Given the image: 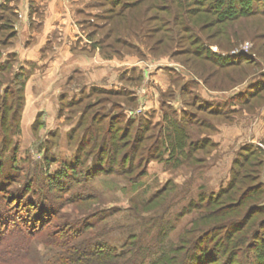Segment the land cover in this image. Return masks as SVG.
Wrapping results in <instances>:
<instances>
[{"label":"rangeland","instance_id":"obj_1","mask_svg":"<svg viewBox=\"0 0 264 264\" xmlns=\"http://www.w3.org/2000/svg\"><path fill=\"white\" fill-rule=\"evenodd\" d=\"M91 1L95 4L97 16L88 20L83 33L86 35L89 33L95 45L97 41L93 38L94 34L96 33L101 39L112 25V22H107L104 17L113 6L107 4L106 0ZM258 1L261 2L258 3ZM258 1H253L252 4L256 12L228 23L221 35L215 36L216 28L202 33L204 39L215 36L211 40L208 39L209 41L206 40L210 51L234 58H246L248 62H239L237 65L221 69L214 64L194 60L193 56L183 54L185 48L189 47L186 45L179 46L182 47V51L178 57L162 56L161 60H156L169 63L163 68L170 71L171 85L163 92L167 93V103L176 111V116L180 117L182 111L189 108L184 104L183 98L191 100L192 96L180 95V88L193 77L196 79L194 86L196 92L202 95V91L204 94L202 96L209 101L212 100V103L215 99L225 100L228 104L227 109L232 110H226L224 113L227 121L223 117L200 113L199 119L208 123V126L214 125L215 131L209 130L208 126L200 128L196 125H189L186 131L190 133L191 140L203 136L208 137L212 144L201 150L196 148L192 152L191 160L185 155L180 156L181 160L178 162L170 158V149L165 151L162 149L163 160L150 161L143 176H139L143 170V161L140 164L138 162L144 157L145 146H140L137 153L132 156V170L128 168L130 158H126L129 147H124L119 149L115 163H108L109 167L104 169V173L95 176L86 174V167L90 166L92 155H94H90L91 144L85 147L89 151H83L85 154L81 155L86 158L81 160L79 157L81 165L77 168L76 175H72L70 166L74 165L73 157H75L79 141L80 143L88 141L84 131L91 123V116L100 114L101 117H107V113L116 112L112 109L120 105L125 107L127 118L143 116L150 119V116L154 115L153 121L162 122L164 141H169L168 134L172 129L169 122L174 116L171 117L173 112L169 111L170 116L166 118L168 121L166 122L163 120L164 108L160 103L159 112L151 111L150 113L144 111V106L138 105L139 95L143 97V100H154V90L152 91L151 87L153 89L155 87L158 91L159 102L162 99V92L150 78L149 71L151 72L152 68L150 61H154L151 55L147 58L149 62H146L144 71L136 77L139 81L127 83L130 88L117 86L105 89L115 91L131 89L136 96L137 104L134 107L126 106L127 98L123 96L110 95L102 90L95 92L90 89L89 93L85 92L86 96L85 93L84 96H80L79 100L82 99V103L78 106H71L72 102L67 100L64 104L60 103L61 107H59L56 99L49 103L38 101L35 105H28L29 107L23 104V108L26 107L27 111L23 116L21 114L18 124H15L14 115L21 95L19 85L27 74L17 66L15 60L0 57V64L10 61L9 70L0 73V106L4 97V87H9L8 85L12 83L4 97L7 106L0 107V167L3 166L0 168V180L4 178L0 188V201L4 195H7L4 191L5 186L13 183L10 189L17 191L19 200L26 190L25 186L28 185L32 190L25 192L27 196L31 195L32 200L38 198V192H42V197L47 194L49 201L53 204L50 211L64 215L63 218H67L69 222L89 223L83 238V243L86 244H82L83 246L101 245L102 249L114 248L117 252L123 253H125L124 249L131 251L132 248L141 246L142 264L157 261L163 252H167L168 256H177L181 262L184 261L183 257L189 252L188 250L190 252L188 257H185L187 258L185 264H256L258 259L254 256L257 254L252 250L253 244L250 241L255 234V236L258 235V241L264 242V214H254L249 219L250 223L245 222L248 224L244 228L242 226L245 223L241 226L239 221L253 211L251 208L253 204H264V193L255 198L245 197L234 213H229L230 209L224 208L213 218L204 219V216L207 213L214 215L220 206L236 202L244 187L254 184L258 178L264 183V0ZM2 18L4 31L0 33V41L4 38L5 42L9 43L7 37L9 27L6 24L9 17L2 14ZM98 28L101 29L98 30ZM112 35L108 41L113 43L114 34ZM130 54L135 55L134 52ZM191 62L194 67L190 70ZM20 71H23L21 75ZM201 73L204 74L203 79L207 86L202 79L196 77ZM133 75L132 73L131 76L134 77ZM176 75H179L181 81L173 80ZM226 76L229 80L225 79ZM15 77L18 80L14 81ZM250 85L253 89L263 86L258 98L251 100L244 108L237 101L231 102L230 95ZM209 87L215 90H210ZM74 96L77 98L79 95ZM74 100L76 99L73 98L70 101ZM88 104H93L88 107H93L92 111L90 110L89 117L80 127L79 111L83 107L86 108ZM59 108H61L60 111ZM138 109H140L139 114H132ZM189 111L192 113L194 108H189ZM1 114L5 115L3 122ZM120 120L118 124L116 123L117 127L125 123V118ZM153 121H151L152 124ZM222 126L226 129L221 130ZM118 129H115L114 133L118 132ZM107 139L109 143L112 142L110 137ZM123 143L126 145L128 142L126 140ZM166 146L170 147V144L166 142ZM187 152L189 153V148ZM108 157L109 154L103 155L104 160ZM237 157L241 162H247L243 167H237L240 172L238 180L240 183L238 182L239 186L237 184L236 188L239 191L237 193L231 191L232 194L222 197L218 203L209 205V202L213 200L212 197L215 199L216 194L219 193L220 188L226 187ZM71 180H75L72 191H67L70 186L62 192L52 189L53 184L59 186L73 184ZM74 194L77 195L74 196ZM22 200L24 204H27L26 209L37 202L29 201L25 197ZM1 203L0 220L3 222L0 221V229L3 227L2 230L6 227L15 229L14 217L16 213L22 212V206H17L19 202L14 206L3 204L4 201ZM48 219L50 220L51 217ZM252 222L259 223L255 229L252 227ZM51 223L50 228L58 225L62 227L65 221L55 217ZM240 227L242 230L239 232ZM261 231L262 235L259 234ZM242 234L248 235L246 242L248 244L239 247L236 245V240ZM174 250H177L176 254ZM31 252V258L40 263H44L53 254L50 249L37 242L32 245Z\"/></svg>","mask_w":264,"mask_h":264},{"label":"trees","instance_id":"obj_2","mask_svg":"<svg viewBox=\"0 0 264 264\" xmlns=\"http://www.w3.org/2000/svg\"><path fill=\"white\" fill-rule=\"evenodd\" d=\"M253 1L258 0H106L107 4L109 3L113 7L109 8V11L106 13L107 15H105L104 18L107 22H112V25L103 35L104 37L98 40L96 44L99 47V51L104 55H116L121 57L123 52H134V54L141 58H145L146 54H149L154 58H160L162 56L175 58L178 57V54L182 51V47L179 46L186 45L189 47L185 48L183 54L193 56L194 60H202L204 62L211 63L212 65L214 64L219 66L221 69L228 68L230 66L237 65L239 62H248V59L241 57L234 58L230 55H221L218 53L216 54L209 50V44L206 43V40H211L213 37L224 33V28L227 27L226 25L228 23L234 22L242 16H249L253 14V12H256L257 10L252 5ZM259 2L261 1H258V3ZM1 8L4 9V12L0 13V22L3 20L2 14L9 17L6 24L9 27L7 37L10 41V39L15 35L13 27L14 16L10 8H7L6 6H2ZM214 28H216L215 36L213 35L212 38L204 39L202 33L206 30H212ZM0 29L2 30V24H0ZM99 29L101 28H98V30ZM112 34H114L112 39L113 43L108 41L112 38ZM225 34H227V32ZM7 44L9 43H6L4 38L0 41V46H6ZM8 59L14 60L13 57H9ZM9 62L10 61L7 60L6 62L0 64V73L9 70ZM193 67L194 65H192L191 62L189 66L190 70ZM22 73L23 71H20V75ZM203 75L204 74L201 73L196 77L202 79L204 84L207 86L206 81L203 79ZM15 76L18 78L20 77L18 75ZM16 77L14 81H16ZM25 78L23 79L21 85H19L21 95L19 96V103L15 109V124L20 122L23 110V89ZM225 79H228L227 76ZM173 80L178 82L181 81L179 75H176ZM195 80V77L190 78L188 82L180 88V95L188 96V94H190L192 96L191 100L183 98V102L187 108H194L192 113H190L191 111H189L188 108L182 111L180 117L176 116V111L167 103V93L162 92L160 105L164 108L163 120H166V118L170 116L169 111L173 112L171 113V117L174 115L172 120L169 122L170 125H172L171 133L168 134L170 139L169 141H166L170 144V147H167L166 142L164 141L165 136L163 135L164 129L162 127V122L153 121L154 115H152L153 117L150 116V119L143 116L127 118L125 114V107L120 105L117 106V108L112 109L116 110V112L113 111L112 114L107 113V117H101L100 114H93L91 116V123L84 131V136H87L88 141H82L81 143L79 141L75 157H73L74 165L70 166L72 175H76L75 172L77 171V168H79V165H81V160L86 158V156L83 157L81 155L84 153L83 151H89V149L86 150L85 148L89 144H91L90 148H92L90 155L94 154L92 155L94 159L92 158L90 166L86 167V174L94 176L104 173V169L109 167V162L115 163V160L118 157L117 155L119 149L124 147H129L126 158H130L128 168L129 170H132V156L137 153L140 146H145V149H143L145 154L143 155L144 157H142L144 160L141 158V161L139 159L138 162V164H140L143 161V170L139 173V176H143L150 161L163 160L164 155H162V149H164V151L170 149V158L178 162V160H181L180 158L183 155L191 160L193 158L192 152H194L196 148L201 150L212 144L208 137L206 138L203 136L191 140L190 133H188L186 129H188L189 125H196L200 128L208 126V123L199 119L200 113H206L207 115L214 117H223L227 121L228 119L224 117V113L226 110L230 111L232 109H227L228 107H226V105L228 104H226L225 100L215 99L212 103V100L209 101L207 98L196 92L194 89L196 84ZM130 81L136 82L139 81V78H132ZM11 85L12 83L8 86L10 87ZM9 87H4V97L6 96L9 90L7 88ZM262 87L263 86L253 89L250 85L247 87L248 89L246 88L242 91L239 90L238 92L230 95L229 99L231 102H239L240 106L244 108V106L248 105L251 100L258 98L260 95L259 91ZM101 90L107 91L110 95L123 96L127 98L128 104H126V106L134 107L137 104L136 96L131 89L125 88L120 91H115L113 89L105 90L95 87L92 89V91L95 92ZM210 90L215 89L210 88ZM172 91L174 92L173 89ZM82 96L84 95L82 94ZM4 97L3 99L1 98L2 107L7 106V101ZM84 100L85 99H83V101ZM64 102H62V104H64ZM69 102H72L71 106H78L82 103V99L74 101L69 100ZM90 105L88 104L86 108L83 107V109L79 111L80 115L78 121L80 127L83 121L89 117L91 113L90 110L92 111L93 107L88 108ZM4 118L5 115L1 114L2 122ZM122 118H125V123L123 125L121 124V127H117L118 125L116 126V123L118 124V121ZM151 121L154 123L152 124ZM166 122L168 121L166 120ZM117 128H119L117 130L118 132L114 133V130ZM208 128L212 132L215 131L214 125L212 127L209 125ZM84 136H82L83 139ZM108 137H110V140L112 141H110L111 143L108 142ZM126 140L128 143L124 145L125 143L123 142H126ZM188 148L189 153L187 152ZM104 154H109V157L105 160L103 159ZM79 157H81V160ZM246 163V161L241 162L239 157L234 160L233 167L231 168L230 180L228 181L226 187L220 188V191L216 194L217 196H215V199L212 197L213 200L209 202V205L218 203L222 197L230 194L231 191H236V193L239 191L236 188V185L239 182L238 180L240 174L237 167H243ZM2 164L3 163H1V165ZM71 181L73 184L70 185L66 184L68 181H66V185L64 186L53 184L52 189H58L62 192L70 186V188L66 190L72 191L75 180ZM2 183H4V178H1L0 180V188H2ZM12 184L13 183L4 187V191L7 195H4L1 201H4L5 203L3 204H7L9 206H14L19 202L17 206H22V212L15 214V229H11L9 227H6L4 230H2L4 227L0 229V264H142V258H140L142 254L141 246L140 248H132L131 251L124 249L125 253L117 252L114 248L102 249L101 245L94 246V244H87L83 246L82 244H86L83 243V238L89 223L69 222L67 218H63L64 215L56 213L55 211H50V208H53V204L49 201L50 198L47 197V194L42 197V192H38V198L36 200H32L31 195L27 196L26 194L32 190V188L28 185L25 186V191L27 192L24 191L25 193L23 192L21 199L19 198L18 200L17 191L11 190ZM237 186H239V184ZM8 190L11 191L9 192ZM263 193L264 183L261 179L259 181L258 178L254 184L246 185L244 187L243 191L239 193L236 202L220 206L217 211H215L214 215L212 213H209L208 215L207 213V215L204 216V219L208 217L213 218V216H215L218 212H222L224 208H229L230 210L228 212L234 213L236 212V209L241 206L245 197L255 198L256 196L263 195ZM75 195L77 194H74V196ZM24 197L29 201L37 202L32 203V206L29 207V209H26L25 206L27 204H24L22 200ZM1 201L0 206L2 205ZM45 208H48L49 210ZM251 208L253 211L246 214L245 218L241 220L242 222L239 221L241 226L245 222L250 223L249 219L254 214H264V204H253ZM24 211L25 213H23ZM2 213L5 215L4 212ZM49 217H51L50 220L48 219ZM55 217H57V219H63L65 224L62 227L58 225L50 228L49 225L54 223V221L51 223V220ZM0 221L3 222V220ZM247 224L245 223L242 228H244ZM258 224L259 223L256 222L253 223V229H255ZM241 230L242 229L240 227L238 231L240 232ZM259 234L262 235L263 232L261 231ZM253 236L256 239L253 238L250 242L253 244L252 250H254L255 254H257L254 256L258 259L256 264H264V242L257 240L258 235L255 236L254 234ZM247 241L248 235L242 234L236 240V245L241 247L244 244H248L246 243ZM34 242L43 245L53 252V254L47 258L44 263H40L31 258V249ZM188 251L190 252V250ZM173 252L176 254L177 250H174ZM189 252H187V254L183 257L184 261L181 262L178 260L177 256H168L169 254H167V252H163L158 260L151 264H185L187 259L185 257H188ZM128 254L130 256L127 257L126 255ZM111 260L119 261L115 262Z\"/></svg>","mask_w":264,"mask_h":264},{"label":"crops","instance_id":"obj_3","mask_svg":"<svg viewBox=\"0 0 264 264\" xmlns=\"http://www.w3.org/2000/svg\"><path fill=\"white\" fill-rule=\"evenodd\" d=\"M2 6L12 11L15 35L9 44L0 46V54L5 59L13 57L17 66L26 71L23 89L26 107L54 99L60 107V103L73 98L77 100L94 87L130 88L127 83L132 84L130 80L140 76L149 62V54L141 58L123 52L118 57L99 51L89 33H83L88 20L97 16L91 0H0V13L4 12ZM93 38L100 39L96 33ZM153 59L150 61V78L163 92L171 85L170 71L163 68L169 63L156 61L161 57ZM151 89L154 100H143L139 95L138 105L144 106L147 113L159 112L158 91L155 87ZM76 94L79 95L77 98ZM223 127L220 129L225 130Z\"/></svg>","mask_w":264,"mask_h":264},{"label":"built area","instance_id":"obj_4","mask_svg":"<svg viewBox=\"0 0 264 264\" xmlns=\"http://www.w3.org/2000/svg\"><path fill=\"white\" fill-rule=\"evenodd\" d=\"M141 109V108H140ZM140 109L136 110V111H133L134 113L132 114H139L140 113Z\"/></svg>","mask_w":264,"mask_h":264}]
</instances>
